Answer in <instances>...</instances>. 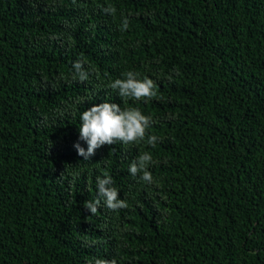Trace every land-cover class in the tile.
<instances>
[{
  "label": "trees",
  "instance_id": "16d2710c",
  "mask_svg": "<svg viewBox=\"0 0 264 264\" xmlns=\"http://www.w3.org/2000/svg\"><path fill=\"white\" fill-rule=\"evenodd\" d=\"M128 71L157 96L119 98ZM105 102L154 123L84 161L80 116ZM145 152L151 184L129 173ZM105 175L128 207L92 215ZM97 259L264 264V0H0V264Z\"/></svg>",
  "mask_w": 264,
  "mask_h": 264
},
{
  "label": "clouds",
  "instance_id": "9594fccd",
  "mask_svg": "<svg viewBox=\"0 0 264 264\" xmlns=\"http://www.w3.org/2000/svg\"><path fill=\"white\" fill-rule=\"evenodd\" d=\"M104 11L108 14H114L115 8L107 7ZM129 21L122 18V29L127 30ZM72 69L74 75L78 77L79 82H85L89 78V73L85 70L83 62L77 60L73 63ZM124 79H116L109 87L117 91L119 98H127L133 101H142L148 103L157 96V85L148 78H139V74L133 71L124 73ZM151 116H145L138 108H122L115 103H101L90 107L82 112L80 116L79 139L87 143L85 151L77 142L73 145L77 155L89 160L95 154V150L105 145H134L145 141L146 130L153 124ZM147 144L155 147L158 137L155 135L147 136ZM154 163L152 156L145 152L141 154L129 166V173L147 184L153 183V176L147 169L150 164ZM114 181L110 176L104 178L97 177L96 185L98 191L97 199L86 201L84 208L92 215H95L101 202L112 211L125 209L128 207L126 201L118 199V190L113 187ZM95 264H115V261H105L97 259Z\"/></svg>",
  "mask_w": 264,
  "mask_h": 264
}]
</instances>
